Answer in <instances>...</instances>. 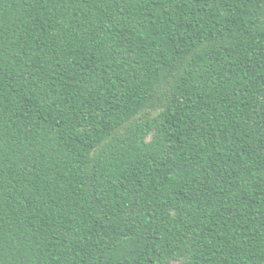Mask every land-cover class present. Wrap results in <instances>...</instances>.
Masks as SVG:
<instances>
[{
    "label": "trees",
    "instance_id": "obj_1",
    "mask_svg": "<svg viewBox=\"0 0 264 264\" xmlns=\"http://www.w3.org/2000/svg\"><path fill=\"white\" fill-rule=\"evenodd\" d=\"M0 264H264V0H0Z\"/></svg>",
    "mask_w": 264,
    "mask_h": 264
}]
</instances>
